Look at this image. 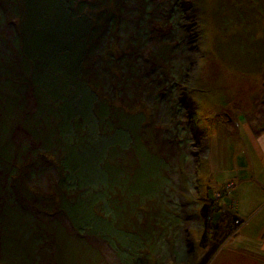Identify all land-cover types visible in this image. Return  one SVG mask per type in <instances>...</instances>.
<instances>
[{
    "label": "rangeland",
    "instance_id": "obj_1",
    "mask_svg": "<svg viewBox=\"0 0 264 264\" xmlns=\"http://www.w3.org/2000/svg\"><path fill=\"white\" fill-rule=\"evenodd\" d=\"M262 82L264 0H0L2 260L197 264L210 205L211 264H264Z\"/></svg>",
    "mask_w": 264,
    "mask_h": 264
},
{
    "label": "trees",
    "instance_id": "obj_2",
    "mask_svg": "<svg viewBox=\"0 0 264 264\" xmlns=\"http://www.w3.org/2000/svg\"><path fill=\"white\" fill-rule=\"evenodd\" d=\"M87 42L86 46L88 45ZM55 46V45H54ZM215 69V68H214ZM18 71H16L17 73ZM15 85L14 83H12ZM67 87V83L65 85ZM62 89V88H61ZM63 90V89H62ZM4 108H6V102L1 99L0 102V113L3 115ZM0 114V118H1ZM4 116V115H3ZM212 207L210 205H205L202 209L203 221H204V231L201 238V248L204 250V254H202L199 262L197 264H211L214 258L217 256L219 251L221 250L224 243L229 239L231 235H233L239 227L243 224V222L234 214L229 211L223 210V214L225 217L231 216V220L229 222L221 221L218 224H213L211 216L209 214L210 209ZM232 214V215H231ZM39 226V225H37ZM40 227V226H39ZM44 227H46L44 225ZM55 229V232H52ZM0 248L2 253L6 255L7 250L11 251L10 248L12 246H16L14 235L10 233V228H0ZM39 231L41 234L45 233L46 240H54L58 237V233L60 234L63 228H19L18 240L25 242L27 245L33 244L35 246V254L41 255L38 250L37 243L38 239L36 238L35 231ZM75 240L79 246H81L82 241L79 238L71 237V241ZM57 245V244H56ZM3 246V249H2ZM4 247L6 249L4 250ZM46 249H44L45 254ZM21 257V255H19ZM4 259V255L0 257V264H10L8 261L2 260ZM22 264L23 262H13L12 264Z\"/></svg>",
    "mask_w": 264,
    "mask_h": 264
},
{
    "label": "crops",
    "instance_id": "obj_3",
    "mask_svg": "<svg viewBox=\"0 0 264 264\" xmlns=\"http://www.w3.org/2000/svg\"><path fill=\"white\" fill-rule=\"evenodd\" d=\"M261 85L263 86L262 88L263 96L260 97L258 108L253 109L254 105H251V109L249 111L245 110V112L242 111L238 114L240 115V119L242 121H245L244 123L245 129H247V131H251L252 135L255 136L254 142L257 145V148L259 147L260 149V146H262L263 147L262 150L264 151V82H262ZM222 115L227 124L237 126L238 115L236 116V114L234 115L231 112H227V110L226 112H223ZM262 150L260 149L259 151H262ZM262 158L264 161L263 154H262ZM230 184H233V183H229L228 186Z\"/></svg>",
    "mask_w": 264,
    "mask_h": 264
},
{
    "label": "built area",
    "instance_id": "obj_4",
    "mask_svg": "<svg viewBox=\"0 0 264 264\" xmlns=\"http://www.w3.org/2000/svg\"><path fill=\"white\" fill-rule=\"evenodd\" d=\"M233 184L229 185L228 188H231Z\"/></svg>",
    "mask_w": 264,
    "mask_h": 264
},
{
    "label": "water",
    "instance_id": "obj_5",
    "mask_svg": "<svg viewBox=\"0 0 264 264\" xmlns=\"http://www.w3.org/2000/svg\"><path fill=\"white\" fill-rule=\"evenodd\" d=\"M88 240H90V239H88ZM90 242H92V241H90Z\"/></svg>",
    "mask_w": 264,
    "mask_h": 264
}]
</instances>
